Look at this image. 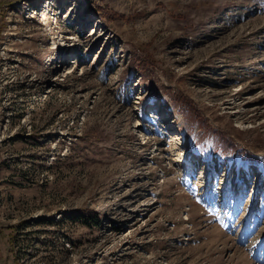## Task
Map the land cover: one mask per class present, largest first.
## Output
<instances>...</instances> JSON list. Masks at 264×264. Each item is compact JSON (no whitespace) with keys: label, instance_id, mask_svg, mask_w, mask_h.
<instances>
[{"label":"rangeland","instance_id":"1","mask_svg":"<svg viewBox=\"0 0 264 264\" xmlns=\"http://www.w3.org/2000/svg\"><path fill=\"white\" fill-rule=\"evenodd\" d=\"M47 1L0 0V264H264V0Z\"/></svg>","mask_w":264,"mask_h":264},{"label":"trees","instance_id":"2","mask_svg":"<svg viewBox=\"0 0 264 264\" xmlns=\"http://www.w3.org/2000/svg\"><path fill=\"white\" fill-rule=\"evenodd\" d=\"M119 17L123 18L122 15L115 16V18H119ZM144 57L145 56L141 57L140 55L138 56L134 54V60H136V62L138 63V68H140V70L147 69L150 65H153L152 58L150 57L144 58ZM172 97L174 98V101L176 103H178L180 106L184 108H188L191 105V100L183 96L182 94L174 93ZM209 131L216 138L218 142V148L223 155L231 154L236 150V144L232 137H228L224 133L219 132L218 130H212L209 128ZM246 157L250 159L251 162L257 161V158H254L251 154H246ZM78 217H79L78 219L81 220L83 223L86 222L87 219H93L96 221L95 222L96 225L99 224L97 215L93 211H87Z\"/></svg>","mask_w":264,"mask_h":264},{"label":"bare ground","instance_id":"3","mask_svg":"<svg viewBox=\"0 0 264 264\" xmlns=\"http://www.w3.org/2000/svg\"><path fill=\"white\" fill-rule=\"evenodd\" d=\"M50 3H52V0H48L47 1V3L45 4V6L43 7V10H42V15H40V18H41V22L43 23H45V22H47V11H48V8H47V6L50 4ZM74 60L72 59V61L71 62H73ZM71 62L69 63V65L67 66V70L68 71H70L71 70V68H72V66H70L71 65ZM7 138V136H6V133H3L2 134V139H6Z\"/></svg>","mask_w":264,"mask_h":264}]
</instances>
